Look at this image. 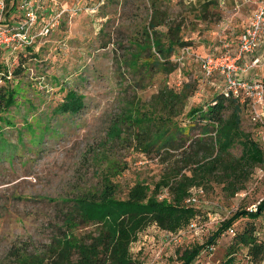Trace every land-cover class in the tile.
<instances>
[{"label":"rangeland","instance_id":"374dc122","mask_svg":"<svg viewBox=\"0 0 264 264\" xmlns=\"http://www.w3.org/2000/svg\"><path fill=\"white\" fill-rule=\"evenodd\" d=\"M205 1L5 0L4 23L19 25L30 10L36 20L26 29L24 41L0 46V62L8 70L23 63L19 75L9 79L11 86L17 84L15 104L0 119V264H15L23 254L47 256L55 264V253L49 250L66 231L82 239L96 234L97 224L81 221L74 210L73 199L79 194L98 191L106 175L122 199L137 180L153 185L164 169L176 165L182 149L157 152L156 146L145 154L126 130L114 139L107 132L129 111H150L160 89L180 91L186 83L194 88L179 116L184 124L191 107L204 106L218 93L222 75L205 77L195 58L229 40L218 29L224 16L220 1L203 11ZM251 1L257 7L261 0ZM152 20L161 21L156 29L162 40L175 33L185 43L170 56L175 66L169 73L149 47L147 26ZM237 34L230 36L234 40ZM253 71L264 82V60ZM67 90L81 96L76 113L56 111ZM240 115V128L264 150V122L251 118L246 102ZM201 127L186 130L185 145L199 136ZM229 151L238 156L241 146L236 142ZM249 171L240 177L243 188L235 192L209 177L196 192L200 217L195 226L168 235L148 225L131 243L132 257L142 264H180L183 249L205 242L235 210L253 209L264 199V163ZM68 213L75 216L74 225L64 222ZM246 221H236L192 264H220L235 231ZM255 224L258 238L264 240V213ZM234 257L233 264H254L244 249Z\"/></svg>","mask_w":264,"mask_h":264},{"label":"trees","instance_id":"16d2710c","mask_svg":"<svg viewBox=\"0 0 264 264\" xmlns=\"http://www.w3.org/2000/svg\"><path fill=\"white\" fill-rule=\"evenodd\" d=\"M218 2L207 0L200 7L205 11L209 4L218 5ZM160 24V20L148 23L147 32L151 36L149 47L153 46L157 55L163 59L161 64L165 72L169 73L175 66L170 56L185 43L175 33L165 35L166 40H162L157 36L159 31L156 29ZM22 64L20 62L10 71L0 62V78L4 80V85L0 87V119L1 113L15 104L17 84L11 86L9 79L11 75H19ZM223 86L204 106L191 107L185 113L187 124L181 123L184 120L179 119V116L194 89L190 83H186L180 91L160 89L153 96L150 111H129L121 121L111 126L107 132L110 139L119 138L126 130L141 145L140 152L148 154L158 146L157 152L160 149H182V157L175 161V166L164 169L153 185L143 180L134 182L122 199L115 195L117 184L106 175L98 191L81 193L73 199L74 210L81 221L97 224L96 234L82 239L72 235L71 230V234L66 231L50 247L49 253H55L56 256L55 264H142L130 253V245L137 239V233L151 224L168 235L192 227L191 224L198 221L200 211L195 203L188 204L185 199L202 189L209 177H216L225 183L226 189L233 192L243 188V183L239 182L240 177L247 175L255 165L264 163V150L249 133L240 128V112L244 101L239 96L224 95ZM82 103L80 95L67 90L56 111L76 113ZM122 124L126 128L123 129ZM196 124L202 126L199 136L185 145L188 137L186 130ZM236 142L241 146L238 156L229 151ZM165 189L166 194L162 195ZM262 213L264 199L253 209L235 210L220 221L205 242L183 249L178 255L180 264H192L204 247L215 244L219 236L242 218L247 221L240 230L235 231L220 264H233L235 253L240 249L245 250L248 259L254 264L264 260V240L258 238L255 224ZM74 217L68 213L64 222L71 225ZM46 257L23 254L17 257L15 264H51Z\"/></svg>","mask_w":264,"mask_h":264},{"label":"built area","instance_id":"2783aa9c","mask_svg":"<svg viewBox=\"0 0 264 264\" xmlns=\"http://www.w3.org/2000/svg\"><path fill=\"white\" fill-rule=\"evenodd\" d=\"M4 8L5 0H0V46L10 47L15 44L14 42L21 43L25 40L26 29L28 30V27L30 28L35 22L36 15L30 10L27 12V18L19 25L7 24L3 22ZM47 30L48 28H46ZM262 36H264V0L258 3L240 32L235 52L232 53L229 45L224 42L220 52L197 55L195 58L205 77H212L215 73L222 75L224 95L239 96L241 101L251 105L253 114L251 118L256 122H264V82L252 77L244 78L241 74L259 65L260 59L253 57L250 61H243L241 65L239 61L245 56L254 54ZM182 52L187 53L188 51L182 49ZM198 191L201 189L196 192ZM196 192L187 197L185 202L194 204L197 200ZM191 225L195 226V223Z\"/></svg>","mask_w":264,"mask_h":264},{"label":"crops","instance_id":"0c3cea01","mask_svg":"<svg viewBox=\"0 0 264 264\" xmlns=\"http://www.w3.org/2000/svg\"><path fill=\"white\" fill-rule=\"evenodd\" d=\"M220 4L224 8V16L223 20L220 21L218 24V29L220 31V36L223 38H227L229 41H227L231 52L236 51L237 47V39L240 34V32L243 30L244 26L247 24L249 18L255 11V4H253V1L251 0H219ZM255 7V8H254ZM238 32V34L233 40V33ZM219 35V34H218ZM217 35V36H218ZM225 41L223 40L221 46L214 47V52L212 53H218L221 51V47ZM213 45V44H212ZM210 45V46H212ZM217 50V51H216ZM210 53V52H209ZM255 54H252L251 56H245L242 60L239 61L240 65L243 61H250L253 57H258L260 59V62L264 60V36H262L260 40V44L258 48L254 52ZM255 67V66H254ZM250 68L246 72L242 73L241 75L244 78H255L257 80H260L259 73H254L253 68ZM262 76V75H261ZM260 78V79H259Z\"/></svg>","mask_w":264,"mask_h":264}]
</instances>
